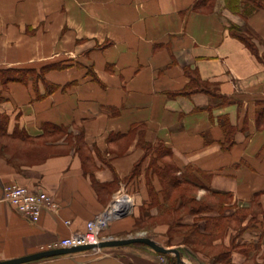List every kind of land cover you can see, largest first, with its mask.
<instances>
[{"label": "crops", "instance_id": "0c3cea01", "mask_svg": "<svg viewBox=\"0 0 264 264\" xmlns=\"http://www.w3.org/2000/svg\"><path fill=\"white\" fill-rule=\"evenodd\" d=\"M197 1L0 0V69L54 65L46 79L60 85L36 99L32 80L5 84L0 73L9 131L19 125L36 135L51 123L72 135L53 142L62 152L43 162L14 165L0 156V261L50 249L105 211V238L132 236L149 200L148 143L164 145L180 168L203 170L212 190L229 193L228 214L258 198L257 227L239 239L258 249L234 251L232 264H264V62L230 31L236 25L252 35L264 56V8L245 18L244 2L253 0H216L213 9H196ZM199 80L210 91L182 94ZM38 87L45 92L41 80ZM225 120L236 129L229 148ZM140 161V173L128 179ZM11 182L48 192L59 210L44 209L33 221L4 200ZM214 214H186L183 222L199 221L203 230L202 217ZM24 264L168 263L165 254L133 243Z\"/></svg>", "mask_w": 264, "mask_h": 264}, {"label": "trees", "instance_id": "16d2710c", "mask_svg": "<svg viewBox=\"0 0 264 264\" xmlns=\"http://www.w3.org/2000/svg\"><path fill=\"white\" fill-rule=\"evenodd\" d=\"M215 1L216 0H198L194 8L202 9L207 7L208 9H213ZM244 3L246 5L244 6L245 10H243L242 15H244L245 18L256 8H264V3L261 0H253V4ZM230 31L233 36L244 42L250 50L264 62V56L261 57L259 55L255 43L245 32L241 31L236 25H231ZM52 68H54V65H45L40 69L34 67L8 68L0 69V73L5 84L9 81H18L27 84L32 80L36 92V99H43L60 87V85L46 79L47 72ZM88 73H90L94 79H97L96 73L91 67ZM40 80L45 85L44 93L39 91L38 85ZM197 90L210 91V88L208 83L199 80L196 87H192L188 90L186 89L182 91V94H190ZM258 121L263 123L261 114L258 116ZM222 126L226 135L223 146L224 148H229L235 141L234 134L236 129L228 120H225ZM62 137L70 139L72 137L71 132L66 126L51 123H44L41 133L36 135L30 134L25 128L19 125H16L12 131H9V117L6 113L0 112V138L16 139L31 145L28 149L22 147H20L19 150L14 149L13 152L21 153V155L14 154V156L19 159L29 160L31 163L43 162L49 156L62 152V148L56 147L53 143ZM75 137V145L77 147L80 145L81 147L84 141L83 131ZM41 145L42 147H40ZM7 146L8 144L4 143L2 149L5 150ZM143 147L145 149V156L151 155V162L148 167L149 172L147 175L149 200L147 205L142 206L141 217L136 219L138 228L145 222L163 219V222L167 223L169 226V239L171 240L177 235L182 236L181 243L190 253L194 255V252H199L206 257V260H203V264H232V254L234 251L248 254L249 251L255 248L258 249V246L254 243H242L239 240L247 230L257 227L258 216L263 213V210L260 208L259 204H257L258 198L252 201L254 207L257 208L256 210L253 208L250 210L247 207L245 209L249 211L248 213L244 212V215L237 210L228 214L226 211L228 207L224 206L225 201H223L221 197L230 196V194L212 190L206 183L210 178L203 170L193 165L180 168L172 158V151L164 145L154 147L152 144L144 143ZM37 149L39 153L35 151ZM30 150L33 151L31 152ZM28 154L34 155L26 157ZM0 156L14 165L20 164V162L14 160L12 156L7 157L1 151ZM142 164L143 161H140L135 165L128 179H132L140 173ZM152 175L159 178L162 184L161 188L155 186L151 178ZM95 184L97 186V183ZM180 184L184 185V187L182 191L178 192L176 195L175 189L181 187L179 186ZM191 188L204 189L209 191L212 196L218 198H216L214 202H211L207 199H197L190 195L187 197L186 191ZM153 208L157 209V213L152 214ZM213 210H216L217 214L202 217L206 221L203 230L200 227L199 221L193 224H186L183 222L186 214L212 213ZM233 221L236 222L235 225H233ZM246 221L247 223L244 224ZM229 234V243H225V238ZM218 240H221V242L217 243L216 241ZM165 256L170 259L168 264H177L176 257L170 258L169 254H165Z\"/></svg>", "mask_w": 264, "mask_h": 264}, {"label": "built area", "instance_id": "2783aa9c", "mask_svg": "<svg viewBox=\"0 0 264 264\" xmlns=\"http://www.w3.org/2000/svg\"><path fill=\"white\" fill-rule=\"evenodd\" d=\"M4 200L35 222L40 220L44 209L56 212L59 210L58 202L48 192L34 191L28 186L16 182L8 183L5 186ZM109 214V211L98 214L94 219L87 222L84 232L75 233L70 237L63 238L57 243L50 245V249L99 242L105 238L103 232L108 226ZM66 223L69 224L70 221H66ZM100 250L93 249L91 252L97 253Z\"/></svg>", "mask_w": 264, "mask_h": 264}, {"label": "rangeland", "instance_id": "374dc122", "mask_svg": "<svg viewBox=\"0 0 264 264\" xmlns=\"http://www.w3.org/2000/svg\"><path fill=\"white\" fill-rule=\"evenodd\" d=\"M215 5V4H214ZM253 42H255L252 38V35H248ZM256 45V44H255ZM256 49L258 50V48L256 47ZM259 52V50H258ZM4 143H7L8 146L6 147L5 150L2 149V146L4 145ZM0 151L2 153L5 154V156L7 157H13L14 160H16L17 162H20V163H31L29 160H25V159H19L17 157L14 156V154H19L21 155L20 152H13L14 149H17L19 150L20 147L24 148V149H28L31 147V145L25 143V142H22L20 140H16V139H10V138H0ZM42 147V145L40 146ZM31 152L33 150H30ZM37 153L38 152V149L35 150ZM31 155H34V154H28L26 155L27 156H31ZM152 181L153 183L155 184L156 187H159L161 188L162 184L159 180L158 177H156L155 175H152ZM147 180L148 178L146 177V180H145V183H146V186H148L147 184ZM182 184V183H181ZM179 185L181 187L175 189V193L177 195L178 192H181L182 191V188L184 187V185ZM147 191H148V187H147ZM187 193V197L192 196V197H196L197 199H203V200H208V201H211V202H214L216 198L218 197H215V196H212V194L209 192V191H206L204 189H195V188H191L189 189L188 191H186ZM189 199V198H188ZM221 199H223V201H225V204L224 206L226 207H230L231 205V201H232V198L230 196H224V197H221ZM202 201V200H201ZM219 205V204H218ZM232 207H235L236 209L234 211H239L240 213H242L244 215V212H247L249 210L246 211L245 208L248 207V209L251 210V208H253L254 210H256L257 208L254 207V204L253 203H250L249 205H242V206H236V204ZM227 211V209H226ZM253 211V210H252ZM214 212H217L216 210ZM233 225L236 224L235 221H233ZM202 227V226H201ZM168 229H169V226L167 223L163 222V219H157V220H154V221H149V222H145L143 223L138 229H137V232H133L132 235H137V234H145L147 236H150L152 238H156V239H159L161 243H165L167 245H170V246H173L174 244H176V246H180L179 248L182 250L183 252V258L184 260L187 262V263H190V264H203V260L205 261L206 260V257L199 253V252H194V255L192 253H190V251L184 247V245L181 243V240H182V236H175L173 237V239H169V235H168ZM131 234V233H130ZM170 258H173V257H176L175 254H172L170 253ZM166 259H167V263L169 262V258L166 256ZM177 259V257H176ZM252 264V262H251Z\"/></svg>", "mask_w": 264, "mask_h": 264}, {"label": "water", "instance_id": "95a60500", "mask_svg": "<svg viewBox=\"0 0 264 264\" xmlns=\"http://www.w3.org/2000/svg\"><path fill=\"white\" fill-rule=\"evenodd\" d=\"M133 243H142L150 246L152 249H154L156 252L161 254H175L177 257V264H190L187 263L183 258V252L178 247H168L160 242H158L156 239L147 236L145 234H137L132 235L128 237L123 238H113V237H107L103 238L97 243H89V244H83V245H77V246H71V247H62V248H53V249H46L42 251H38L29 255H25L22 257L12 258V259H6L1 260L0 264H24L29 263L33 261H38L41 259H48L52 257H57L61 255H67L77 252H83L87 250H93V249H102L105 247H113V246H123Z\"/></svg>", "mask_w": 264, "mask_h": 264}]
</instances>
